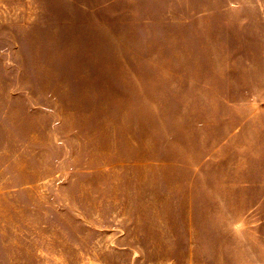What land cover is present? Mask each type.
Wrapping results in <instances>:
<instances>
[{"label": "rangeland", "instance_id": "1", "mask_svg": "<svg viewBox=\"0 0 264 264\" xmlns=\"http://www.w3.org/2000/svg\"><path fill=\"white\" fill-rule=\"evenodd\" d=\"M0 264H264V0H0Z\"/></svg>", "mask_w": 264, "mask_h": 264}, {"label": "crops", "instance_id": "2", "mask_svg": "<svg viewBox=\"0 0 264 264\" xmlns=\"http://www.w3.org/2000/svg\"><path fill=\"white\" fill-rule=\"evenodd\" d=\"M205 163H208V161H206ZM137 166H136L137 169L138 168L141 170L143 169V172L145 174L144 178H146L147 181L151 180L149 182V186L152 191L158 193V195H156L157 198L164 201L165 200L177 201V204L178 202L185 200V199L181 200L179 196L185 198L186 189H187V195L190 193V188L192 187V185L194 186L195 180L198 179L200 176L199 169L203 168L202 163L195 164L192 163L191 161L173 163V161H169V160H164L160 162L154 161L151 163H137ZM175 172H180V173L189 172L192 175L187 176L185 178L175 177ZM176 179H178V181L174 183ZM174 184L183 187L182 189H185V193L181 194L180 191H178L177 193L174 190ZM152 191H150L151 197L154 198V194ZM196 208L197 207L192 206L191 201H187V203L181 205L179 204L178 207L175 208L176 211L174 212V214L178 216L192 217L195 215V211L198 212L202 211L199 212L201 215L212 217V216L226 215V214L234 215L235 213L234 211H231L230 207H224V208L213 207V208L205 209L206 211L205 210L203 211L202 208L200 209H196ZM159 212H161V210H159ZM253 213L260 214L255 212V209H250L248 212H246L247 215L248 214L251 215ZM161 214L165 215L164 213ZM189 222H191L190 218H189ZM175 231L176 230L173 227H169L168 225L163 226L160 229V240L165 243L173 241L176 236ZM145 235L146 236H144L143 238H148V239H142V240L150 241V242L155 241V239L152 238L153 236L155 237L156 235L155 233H153V229L149 230V232H147ZM119 238H122V240L125 239L123 235H119ZM135 243H134L135 247L142 246L141 242H135ZM166 245L169 246L170 244H166Z\"/></svg>", "mask_w": 264, "mask_h": 264}]
</instances>
